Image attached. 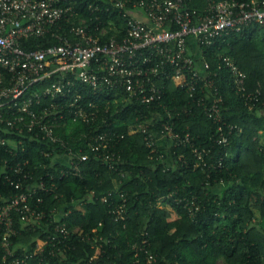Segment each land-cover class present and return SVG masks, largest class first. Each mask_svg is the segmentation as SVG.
I'll use <instances>...</instances> for the list:
<instances>
[{
  "label": "built area",
  "instance_id": "1",
  "mask_svg": "<svg viewBox=\"0 0 264 264\" xmlns=\"http://www.w3.org/2000/svg\"><path fill=\"white\" fill-rule=\"evenodd\" d=\"M189 3L190 0H93L87 5L89 15H86L82 5H73L71 0H0V148L6 149L12 158L17 157L19 151L50 146L47 150L41 149L40 154L53 156L55 163L65 166L57 171L58 179L69 173L80 175V165L89 159L88 155L75 157L55 134V129L67 120L89 125L99 117L97 103L88 98L78 83L95 93L113 91L115 103L122 97L123 101L159 106L164 82L172 81L195 98L208 119L219 124L222 97L216 87V73L204 59L202 48L216 45L231 32L254 24L264 25V0H206L202 9H191ZM72 20L76 24L67 30L73 35L71 39L60 31L63 22ZM118 20H121L119 26L115 22ZM47 35L56 43L40 49L24 47L31 39ZM221 61L230 70L236 91L252 109L261 92H247L246 75L231 58L222 57ZM152 116L138 122L136 130L143 135L147 147L154 153L161 152L154 156L158 163L164 159L170 162L173 158L165 156L173 148L190 144L189 133L181 136L169 120L163 121L156 114ZM232 128L229 127L228 132ZM83 137L94 156L116 168L120 157L112 148L114 141L122 139L123 135L113 132ZM219 142L227 143L223 133ZM65 149L69 153L57 152ZM193 152L201 162L196 166H206L200 159L201 154L196 149ZM31 161L32 156L16 164L7 159L0 161V181L19 189L0 206V246L4 259L11 257L10 264H23L35 254L40 255V261L45 264H52L46 256L66 260L67 252L74 249L76 236L104 253V243H110L109 238L98 234L96 228L74 235L65 222L71 213L69 206L82 208L93 200L94 194L89 193L84 200L71 201L64 207L41 208L45 197L39 194H51L56 189V177L51 173L45 175L52 181L50 186L43 177L36 182ZM217 167H221L220 162ZM24 182L28 183L27 190L22 188ZM120 199L121 202H116L112 193L100 198L105 203L110 202L114 220L125 227L128 207L123 193ZM195 200V197L190 200L181 197L175 199V203L193 216L199 210ZM14 216L21 225L19 230L14 226ZM37 227L41 228L43 237L16 257L11 237L20 235L22 229ZM149 246L148 233H142L131 245L132 264L155 263ZM95 259L97 256H92L87 263Z\"/></svg>",
  "mask_w": 264,
  "mask_h": 264
},
{
  "label": "trees",
  "instance_id": "2",
  "mask_svg": "<svg viewBox=\"0 0 264 264\" xmlns=\"http://www.w3.org/2000/svg\"><path fill=\"white\" fill-rule=\"evenodd\" d=\"M71 1L73 5H82L85 14L89 15L87 5L93 0ZM205 3L206 0H190L189 6L202 9ZM115 22L118 26L121 24V20ZM73 24H76L75 20L63 22L60 32H66L72 39L73 35L67 30ZM260 30H264V25H250L239 32L224 35L216 45L202 48L204 59L216 73L215 83L222 97L219 124L208 119L195 98L190 97L186 90L177 88L172 81L164 82L159 106L123 101L122 97L115 103L113 91L95 93L78 83L88 98L97 103L99 117L89 125L67 120L55 129V134L75 157L88 155L89 159L80 165V175L69 173L58 179L57 171L65 169V166L55 163L53 156L40 154L41 149L47 150L50 146H35L29 152L19 151L17 157L12 158L6 149L0 148V161L7 159L16 164L32 156L31 169L36 182L43 177L50 186L52 181L45 175H55L56 189L45 196L43 192L39 194L45 197V205H41L45 210L54 206L64 207L71 201L84 200L89 193L94 194L93 200L83 204L82 208L69 206L71 213L65 222L74 235L96 228L98 234L109 238L110 243H104V253L94 250L91 243L76 236L73 238L74 249L67 252L66 260L46 256L49 262L132 264L134 251L131 245L146 232L154 264H264V49L257 38ZM53 31L57 28L54 27ZM54 43L56 40L47 35L31 39L24 47L40 49ZM222 57L231 58L246 75L247 92H261L252 109L236 91ZM206 99L212 101L211 98ZM154 114L163 121L169 120L181 136L189 133L190 144L173 148L165 156L173 158L170 162L164 159L158 163L154 156L161 152L157 150L154 153L147 147L143 135L136 130L138 122L151 119ZM229 127H233L231 132H228ZM113 132L124 136L114 141L112 148L120 157L116 168H111L103 158L94 156L83 137L85 134L93 136ZM222 133L227 137V143L219 142ZM192 149L201 154L200 159L206 166H196L200 160ZM57 152L65 154L69 150ZM218 162L221 167H217ZM22 188L27 190L28 183H22ZM16 191L19 189L14 185L1 180L0 206L6 204ZM108 193L113 194L116 202H121L120 193L124 194L128 207L125 227L122 222L114 220L110 202L100 200ZM170 193L172 195L167 198ZM55 195L58 198L55 199ZM161 197L167 199L159 201ZM181 197L188 200L195 197L199 210L193 216L175 203V199ZM14 226L18 230L21 226L16 216ZM41 237V228L22 229L20 235L11 237L14 255L22 256L26 247L34 245ZM4 256L0 246V264H10L12 258L4 259ZM92 256H97V259L87 263ZM40 259V255L34 254L23 264H45Z\"/></svg>",
  "mask_w": 264,
  "mask_h": 264
},
{
  "label": "rangeland",
  "instance_id": "3",
  "mask_svg": "<svg viewBox=\"0 0 264 264\" xmlns=\"http://www.w3.org/2000/svg\"><path fill=\"white\" fill-rule=\"evenodd\" d=\"M257 38L260 46L264 49V30L258 31Z\"/></svg>",
  "mask_w": 264,
  "mask_h": 264
}]
</instances>
